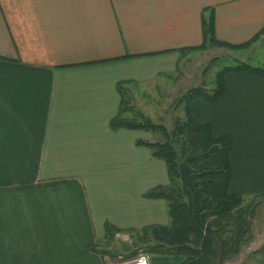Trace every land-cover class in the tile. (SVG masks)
<instances>
[{
	"label": "crops",
	"instance_id": "obj_1",
	"mask_svg": "<svg viewBox=\"0 0 264 264\" xmlns=\"http://www.w3.org/2000/svg\"><path fill=\"white\" fill-rule=\"evenodd\" d=\"M210 14L229 45L264 28V0H0V264H107L97 244L119 233L106 224H169L166 201L143 197L169 183L165 163L136 144L154 134L110 127L117 84L184 79L192 51L181 49L203 43ZM224 81L216 103L196 98L190 114L231 137L229 191L252 197L264 193V81Z\"/></svg>",
	"mask_w": 264,
	"mask_h": 264
},
{
	"label": "trees",
	"instance_id": "obj_2",
	"mask_svg": "<svg viewBox=\"0 0 264 264\" xmlns=\"http://www.w3.org/2000/svg\"><path fill=\"white\" fill-rule=\"evenodd\" d=\"M262 34L264 28L251 40L237 46L220 42L214 37V20L210 14L203 20V43L181 51L200 50L213 45L238 51L246 49ZM228 72H248L259 75L264 81V66L248 63L225 65L216 72L210 89L202 83L181 97L178 106L185 104L184 118H175L171 130L161 123H154L141 112H136L132 118L125 117L124 113L132 109L128 106L125 81L117 84L120 108L110 121V127L158 134L160 140H138L136 144L149 148L154 158L165 163L169 179L168 185L155 187L143 195L146 199L166 201L169 224H153L130 232H139L141 240L146 241L144 254L182 257L183 260L177 264H225L237 257L252 239L257 200L264 198V193L243 197L229 191L231 137L215 136L211 124H198L190 114L192 100L203 98L216 103L225 94L224 78ZM105 231L111 237L122 232L109 224L105 225ZM114 254L116 260L132 257L121 258ZM253 254H260L257 264H264V245Z\"/></svg>",
	"mask_w": 264,
	"mask_h": 264
},
{
	"label": "rangeland",
	"instance_id": "obj_3",
	"mask_svg": "<svg viewBox=\"0 0 264 264\" xmlns=\"http://www.w3.org/2000/svg\"><path fill=\"white\" fill-rule=\"evenodd\" d=\"M250 45L254 47V51L249 54L245 52L230 54L227 48L214 45L205 46L200 50L192 51V53H190L191 58L189 59L186 54L184 63L187 72L184 79L180 76L181 73L179 72L175 74L171 80H168L166 87H162V85L156 86L155 83H149L146 85L130 86V90L126 89L129 100L128 106H130L132 110L125 112L124 116L132 118L136 116V112H141L154 123H161L168 130H171L175 118H184L183 108L185 104L182 103L178 106V102L191 87L193 88L194 85L201 84L202 82L208 87H212L216 72L221 70L225 65L239 63V57L243 58L249 55V58L246 57L248 58L247 62L252 66H262V64H264V34L260 35V39L252 42ZM204 51H207V54L200 56V53ZM192 55H194V57ZM137 136L139 137V134H137ZM153 139L160 140V137L158 134H155ZM257 202L259 204L256 210V216L253 220L252 239L243 247L241 253L237 257H234L225 264L258 263L261 256L260 254L254 255L253 252L264 245V198L258 199ZM141 239V234L139 232H120L117 238H110L105 242L99 241L100 243H98L97 246L104 250H114L113 252L122 258L141 253L144 254L147 243ZM114 253L107 252L113 259L117 257ZM145 254L148 256L150 264H177L182 258L176 256L165 258L149 255L147 253Z\"/></svg>",
	"mask_w": 264,
	"mask_h": 264
},
{
	"label": "built area",
	"instance_id": "obj_4",
	"mask_svg": "<svg viewBox=\"0 0 264 264\" xmlns=\"http://www.w3.org/2000/svg\"><path fill=\"white\" fill-rule=\"evenodd\" d=\"M107 264H150V262L148 256L141 253L126 259H113Z\"/></svg>",
	"mask_w": 264,
	"mask_h": 264
}]
</instances>
